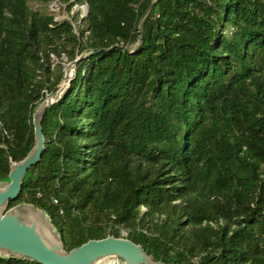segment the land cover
I'll return each instance as SVG.
<instances>
[{
    "label": "trees",
    "instance_id": "16d2710c",
    "mask_svg": "<svg viewBox=\"0 0 264 264\" xmlns=\"http://www.w3.org/2000/svg\"><path fill=\"white\" fill-rule=\"evenodd\" d=\"M29 1L0 0V188L61 88L51 54L74 76L2 207L42 212L65 253L123 230L162 264H264V0H59L87 3L76 26Z\"/></svg>",
    "mask_w": 264,
    "mask_h": 264
},
{
    "label": "water",
    "instance_id": "95a60500",
    "mask_svg": "<svg viewBox=\"0 0 264 264\" xmlns=\"http://www.w3.org/2000/svg\"><path fill=\"white\" fill-rule=\"evenodd\" d=\"M88 14V10H87ZM138 39L142 40V32L138 29ZM60 88L54 95L45 99L33 115V127L36 143L32 152L22 161L13 163L9 173L10 182L0 188V250H5L16 256L29 257L41 264H93L94 262L116 256L127 264H162L151 257L138 244L124 237L107 236L101 239H90L78 247L65 253L63 244L46 225V231L51 242L37 230L35 222L22 220L17 211L3 214L1 208L7 200L15 199L21 190V180L33 164H36L44 147V137L39 119L49 104L57 99Z\"/></svg>",
    "mask_w": 264,
    "mask_h": 264
},
{
    "label": "rangeland",
    "instance_id": "374dc122",
    "mask_svg": "<svg viewBox=\"0 0 264 264\" xmlns=\"http://www.w3.org/2000/svg\"><path fill=\"white\" fill-rule=\"evenodd\" d=\"M54 3H56V4H54ZM29 4L31 7L36 6V2L34 0H30ZM47 4H48V7L51 11H54L57 15H59L62 18L70 19L71 15H73V14L75 16L77 15L80 18L81 15H83V11L80 8L81 4H74L69 11L65 8V5L62 4L59 0H55V1L49 0V2H47ZM73 24L75 26L79 25V21L77 23H73ZM53 62L56 64L60 62L62 65V70L64 72V75H63V79L59 83V85L61 88L64 89L69 84L70 80L74 76V63L75 62H69L67 59H65V60L57 59L56 57L53 59ZM15 211L18 212L20 218L22 220H24L25 222H27L29 224L32 222H35L37 224L36 228H37L38 232L44 238H46L49 242H51V237L48 235V233L46 231V225H48V224H47L46 218L42 212L35 211L30 205H28L26 203H22L18 207H13L12 209H9V210H5L3 207L1 208V212H3V214H6L8 212H15ZM110 257L112 258L114 256H110ZM110 257H108V258H110Z\"/></svg>",
    "mask_w": 264,
    "mask_h": 264
},
{
    "label": "built area",
    "instance_id": "2783aa9c",
    "mask_svg": "<svg viewBox=\"0 0 264 264\" xmlns=\"http://www.w3.org/2000/svg\"><path fill=\"white\" fill-rule=\"evenodd\" d=\"M54 1H55V0H54ZM54 4H56V3H54ZM59 8H60V7H59ZM80 8H81V10L83 11V15H81V17H80V19H79V24L81 23V19H82L83 17L87 16V10H88V5H87V3H83V4H81ZM62 19H66V18H62V17H60L59 15H57V14L55 13L54 20H56V21H61ZM73 26H75V25L73 24ZM51 57H52V59L55 58V56H54L53 54H51ZM65 59H66V57H65L64 55H62L61 60H65ZM55 202H56V200H55ZM121 235H122V237L125 236V235H126V232L122 230V231H121Z\"/></svg>",
    "mask_w": 264,
    "mask_h": 264
},
{
    "label": "bare ground",
    "instance_id": "6f19581e",
    "mask_svg": "<svg viewBox=\"0 0 264 264\" xmlns=\"http://www.w3.org/2000/svg\"><path fill=\"white\" fill-rule=\"evenodd\" d=\"M105 259V260H104ZM109 260H117L118 262H120V261H124L123 259H121V258H119V257H116V256H114V257H110V258H103V259H101V260H98V261H96V262H94L93 264H102V263H105V262H107V261H109ZM125 263H126V261H124ZM127 264V263H126Z\"/></svg>",
    "mask_w": 264,
    "mask_h": 264
}]
</instances>
